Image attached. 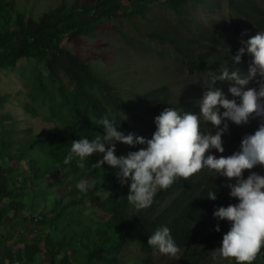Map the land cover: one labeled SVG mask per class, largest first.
I'll return each instance as SVG.
<instances>
[{
  "label": "trees",
  "instance_id": "1",
  "mask_svg": "<svg viewBox=\"0 0 264 264\" xmlns=\"http://www.w3.org/2000/svg\"><path fill=\"white\" fill-rule=\"evenodd\" d=\"M126 1L127 3H125V0H59L56 3H45L43 9L34 14V10L37 7L38 0H32L29 4L30 15L28 18H26V10L17 3V0H0V82L4 81L5 75H10L13 72L16 78L21 81L23 85L22 87H25L27 89V96L24 99L21 98V103L24 111L32 117H39L45 121L47 118L48 121L50 120L57 122L61 124L60 127L62 128H60L61 131L50 129L46 133L30 131L29 135L26 137H22L20 134H15L13 124H11L10 126L6 125V121H11L13 119L12 115L2 114V111L5 108V102L3 99V94L0 91V132L2 131L0 133V135H2L0 136V138H3V140L0 139V145L2 143L1 146H3V148L0 146V264L2 261V264H15L16 262V264H159L160 262L166 261L165 256H159L156 254V252L152 253L151 249L148 247L147 241L149 238V234L153 233L158 227L161 226L169 227L178 244H184L187 246L185 254L182 255L183 259L181 257L179 261L168 260V262H172L171 264H208L211 261V264H214L215 258L212 259V248L214 242L211 240L212 234H208L206 230V227L210 226L211 222L205 211L199 209L196 206L198 202L197 200H195V197L188 194L186 190L187 184L185 181H180V183L177 180L167 190H158L156 192L154 202L149 209L146 208L143 210H137L134 205L130 204L126 199L128 194V185L122 186L121 184H119L116 173L114 172L117 170L112 169L110 166L106 167L107 164L99 168L100 170L92 169V163H95L97 160H99L100 155L99 157H97L95 154L84 161V169L78 167V157H73L70 164L68 163L69 165H65L64 157H66L68 152L70 151L71 141L79 139L80 137H87L92 140L95 139L98 135L103 136V126L96 125L92 121H99L100 118L102 119L103 117H107L108 119L113 120L115 126L118 127V130L123 131L125 134L132 132L141 135L142 130H148L150 128L156 127L154 121H152V116L150 115L151 118L149 119V121H147V117L146 119H143V117H141L140 105L126 99V97L121 93L120 88L110 81L111 78L106 76L105 70H100L101 68L97 65L100 61L99 50H95V55L93 58H82L81 56L77 55L78 53H76L69 45L70 41L73 38H79L83 36L89 37L92 34L96 33L100 27H102L103 25H107L109 21L110 24L114 25V23H112L113 21H131L133 18L140 17V19H146V22H148V14L151 12L152 7L157 4H161L163 7H165L167 12H169L171 16L174 15L175 17L179 18V22L181 23V25H183L187 19H183L182 13L186 10L187 6L197 8L200 7V9H204L210 12L213 10L211 13L215 14L218 9L220 10V7L223 5V3H228L229 8L231 9L230 12L232 14V18L237 22L235 25V32L238 37L244 39L246 38V35H243L245 37L242 36L244 30L240 25V19L234 14L237 13L238 15H241L243 20H245V16L248 20L252 21L258 29H264V1L261 2V0H247L249 3L246 0H199V2L198 0ZM232 2L237 3L233 4ZM208 4H211V6L209 7ZM236 4H238V6ZM217 5L220 7H217ZM21 14H23L24 16ZM222 23L219 21L213 23V26H201L196 22L193 28L194 32L198 34V36L194 37L193 41H189L188 38L193 25L192 22H188V26L186 23L181 30H175L168 25H160V23H151L149 24L150 29L147 35L156 45L157 49L163 48L160 54L161 56H164L166 54L171 56L175 55L173 57H180L185 65L188 64V68L190 69V77H194L198 72L202 73L204 70V73L208 75L210 71H213L214 69L215 70L213 72H218V69L215 68V66L223 68L221 63H224V61H226L225 59L228 58V56L226 58L225 54H222L223 49H226V47L233 44V40L231 39L230 35L227 33H223L225 28L223 27ZM219 25H221L222 27ZM113 29L114 32H117V35H119L123 41L133 45L135 48L139 47L140 49L145 45V43H143L141 40H137L135 37L123 33L121 28H119L117 25H115ZM216 42L222 46V51H219V53L217 52L214 55L212 52L206 50V45H209L210 48L214 49L212 45ZM167 45L169 46L168 50L166 48ZM232 50V52H234L236 48L233 47ZM214 58L215 66L214 64H212L213 67H211L212 65L208 67L210 62H214V60H212ZM246 60H243L240 64H238V66L236 67L237 69L235 68L234 70H242V73L244 70L248 69L249 61ZM22 62H25V64L22 65ZM208 76L210 77V75ZM166 89L167 86H163L158 89H153L149 92H146L145 97H151L152 99H150L152 103L151 109L154 113L157 109V113L160 114V112L164 108L170 107V105L173 104V95L171 93H168V89ZM156 93H158V96ZM11 96L12 95H10L9 97ZM32 104L34 105V107L32 106ZM90 105L92 106L90 107ZM54 107H56L57 109ZM97 107L98 110H96ZM118 107H120V109ZM177 107L182 109H190L192 107V104L189 102L188 107L183 108V106L179 102H177ZM59 108L61 109L59 110ZM89 108H91V110ZM49 111L51 112V114ZM97 113L100 115H98ZM90 114H92V116H90ZM93 115L95 116L93 117ZM131 116L134 118H132ZM86 120L89 123H87ZM137 120L141 121L140 123L143 124V126H141L140 128L136 126L138 122ZM70 126L74 127V129L72 130ZM67 129H70V131H67ZM53 134L55 137L53 136ZM51 135L53 139L55 138L54 140H51V137H49ZM55 140L58 146L55 144ZM5 143H7L8 145ZM120 144L121 145L116 146V154L118 155H126L129 151L138 150L140 147H144V145L129 146L123 143ZM59 145L62 149L59 147ZM49 147L50 149H48ZM45 148L47 150H45ZM29 150L31 151V153H28L30 152ZM64 151H67V154H65ZM56 152L57 154H55ZM23 153H25L26 156ZM59 153L62 156V159L60 155V157L58 156ZM9 162L10 164H8ZM38 163H41L42 166H38ZM1 165L3 166L1 167ZM21 166L25 170H22ZM32 167L34 169L37 168V173L36 170L34 171ZM41 167L44 169H42ZM87 168L92 169L91 171H93V174L92 172L88 173V171L90 170H86V172L85 169ZM110 168L111 171H109ZM46 169L50 172L48 173ZM106 170L109 172H107ZM31 172L32 174H30ZM59 173L62 175L60 176ZM83 177H85L87 181L90 180L89 182L91 183H98L96 184L95 188L89 190L88 193L90 194L87 193L85 195L80 193L75 186L78 180L82 179ZM4 180L6 181V184ZM33 181H36V183ZM26 183L28 185H26ZM37 183L38 185H35ZM67 184L69 185V187ZM58 187L62 188L63 192L61 191V193L59 192V195H56L58 194L56 191V188ZM102 189L114 192H111L110 195L105 196V192ZM27 190L28 192L26 193ZM123 190L125 193L123 192ZM118 192L121 196L117 195ZM65 194L66 196L64 197ZM75 197H77V199ZM68 199L71 200V203L68 202ZM75 200L79 201H77L76 203ZM122 200L125 201L123 202ZM108 201L109 203H107ZM81 202L86 204H82ZM117 203L120 204L117 205ZM15 204L18 205L16 206ZM64 204L65 206L69 204L67 207L70 206L71 208L66 207L67 209H61L65 207ZM88 204L89 207H87ZM180 205L182 208L180 207ZM39 206L41 209L39 208L36 215L31 217L32 220H30V225H26L25 228H22L23 230H19L18 224L20 226V217L22 219V215L25 213L26 208L29 207L32 208V210H36V207L38 208ZM100 206L101 208H99ZM46 207L48 209H46ZM77 207L81 208L80 211L79 209H77ZM92 207L95 210L97 209V218H94L95 213L92 214L93 216L91 217V223H86L83 226L82 232L78 233L79 236H83V239H88V243L81 242L80 244L82 246H77L76 244V246H74V242L70 237H68V240L64 238V241L53 239L52 232L50 231L53 227H55L56 221L64 227H67L68 225V228L70 229L71 227H73V230L77 229L79 225L78 215H80V212L82 215L85 211L84 208H87L86 210H88V208L92 209ZM107 207L112 209L110 210ZM2 208H4V211L6 212H4ZM103 208L104 211L105 209L107 211L104 212ZM73 209H75V211ZM118 210H121V213ZM97 211L100 212L98 213ZM11 212L13 215L11 214ZM59 213H61V215ZM51 218H54V220ZM130 218H132V220ZM62 219H64V221ZM69 219H72L74 222ZM37 220L38 225L41 223L39 226L36 224ZM50 220H53L54 224H52V221ZM65 222L68 223L65 224ZM71 222H73V224L75 225H72ZM90 225L93 228H91ZM85 227H87L88 229L84 230ZM68 228H65V231L67 230L66 232H68ZM42 231L44 232L42 233ZM31 232H33V234ZM16 235L19 236L18 242L21 245L15 246L14 244L10 247L9 243L12 242V238ZM30 235L33 236L30 237ZM106 238H108L109 240ZM9 240L10 242H8ZM62 243L64 244V246H66L63 247ZM30 247H32V249ZM30 250H33L34 252H30ZM35 251H38L36 252L37 255L35 254ZM34 254L35 256H39L40 259L37 260ZM43 256L46 260L43 258ZM200 261L201 263H199ZM226 263L235 264V261L233 259H228L227 262H222V264ZM252 264H264V247H262L260 253L257 255Z\"/></svg>",
  "mask_w": 264,
  "mask_h": 264
},
{
  "label": "clouds",
  "instance_id": "2",
  "mask_svg": "<svg viewBox=\"0 0 264 264\" xmlns=\"http://www.w3.org/2000/svg\"><path fill=\"white\" fill-rule=\"evenodd\" d=\"M188 22L193 23L188 36L193 41L198 36L193 28L195 20L179 23V30ZM257 31L249 39L244 31L242 36L245 34L246 38L239 37L242 46L238 50L222 52L229 58L221 64L223 68L215 67L218 72L210 71L211 79L205 70L191 77L210 82L205 91L199 90L198 99L192 91L198 90L196 87L187 85L179 93L167 87L174 101L159 114L157 109L155 113L151 109V97L142 95L148 102L138 103L141 113L147 118L151 115L156 126L149 129L153 133L151 138L132 132L125 134L105 117L92 121L103 126V136L71 141L64 159L68 164L74 156L78 157V167L84 169V161L100 155L92 169L105 164L116 169L119 183L128 185L129 203L137 210L149 209L158 190H167L177 180L185 181L188 194L195 197L196 206L205 211L211 222L206 230L214 242L212 259H233L235 264H252L264 247V29ZM245 59L249 61L248 69L242 73L234 70ZM212 64L215 66V58L208 67ZM177 102L183 108L190 102L192 107L182 109ZM120 143L144 147L117 155L116 146ZM95 187L86 179L76 183L78 191L85 195ZM104 191L105 196L111 194ZM147 244L152 253L165 256L167 263L171 260L167 257L179 261L187 249L178 244L167 226L149 234Z\"/></svg>",
  "mask_w": 264,
  "mask_h": 264
},
{
  "label": "rangeland",
  "instance_id": "3",
  "mask_svg": "<svg viewBox=\"0 0 264 264\" xmlns=\"http://www.w3.org/2000/svg\"><path fill=\"white\" fill-rule=\"evenodd\" d=\"M31 1L32 0H17V3L23 9L26 10V18H28L30 15L29 14V4ZM58 1L59 0H38L37 7L34 10V14L41 11L45 3L47 2L56 3ZM125 3H127L126 0H125ZM228 6L229 5L227 3L226 5L225 3H223V5L221 6L222 9L220 8L219 10L220 12L217 11L215 14L210 13V11H207L204 9H200V8L198 9L197 7L187 6L186 10L182 13V17L183 19H188V20L193 19L201 26H207V25L213 26V23L215 22H219V21L224 22L223 27H225V30L223 33H228L229 35L233 34V35H230V37L234 43L226 47V49H223L225 50L223 51L224 53L230 54L232 52L231 49H233V47L237 48V50L241 47V43H240L241 40L238 39L239 37L237 36L235 32V25L237 22L235 21V19L231 18L232 14ZM227 15H229L230 18ZM234 15L240 19V25L242 26V28L244 27L243 29L247 35V39H249L251 36L255 35L258 32L257 27L253 25L254 23L252 21L248 19L247 20L249 22L246 19L243 20L242 16L238 15L237 13H235ZM148 18H149L148 22H146V19H140V17L133 18L131 21H127V20H124V21L119 20L118 22L113 21L112 23H114V25L110 24V21H109L107 25H103L102 27L99 28V30L96 33L92 34L89 37L83 36L79 38H73L70 41L69 46L72 47L73 50L76 53H78L77 55L81 56L82 58L84 57L93 58L95 55V50L96 49L99 50L100 61L97 65L101 68L100 70L104 69L106 76L111 78L110 81L114 85H117L120 88L121 93L124 96L128 97L131 101L140 103L141 105H147L148 99L142 98V95L144 93L149 92L153 89H158L163 86H167L171 92L179 93L183 91L187 85L189 87H196L198 89V90L196 89L192 90L195 94V97L196 95H198L196 97V99H198L200 95V91H205L207 88H209L210 82L207 79L203 81H199L201 77H196L194 80H192L193 78L188 77L190 73L188 64L185 65L182 62V59L180 57L175 58L168 54L161 56L160 54L163 48L157 49L156 45L147 35L150 29L149 24L151 23L153 24L160 23V25H164V26L168 25L174 29H179L180 19L175 17L174 15L171 16V14L167 12L165 7H163L161 4H157L152 7L151 12L148 14ZM115 25L121 28L123 33H126L129 36L135 37L137 40H141L143 43H145V45L139 49V47L135 48L133 45L126 43L125 41L121 39L119 35H117L114 32L113 29H111ZM187 25L189 24L187 23ZM248 33L250 34L249 36H248ZM216 43L212 45L213 47L215 46L214 50L212 51L213 53L214 52L217 53L218 51L222 50V46L219 43L217 44ZM168 47L169 46L167 45L166 47L167 50H168ZM206 50L207 51L209 50L211 52V48L209 45H206ZM246 54L247 53H245L244 56L248 57L251 60V56L249 54L247 55ZM21 64L23 65L25 64V62H22ZM172 64H175V65H172ZM189 80L191 81L189 82ZM120 81H123V82H120ZM22 86L23 85L21 81L16 78L13 72L10 75H5L4 81L0 82V91L3 94V99L5 102V108L3 109L2 114L3 115L11 114L13 117L11 121H6L7 122L6 125L10 126L11 124H13L14 133L20 134L22 137H26L27 133L29 135V131L46 133L50 129H56V131L59 130L60 128L59 123L54 122V121H48V120L45 121L39 117H32L24 111L22 107V103H21L22 102L21 98L24 99L27 96L26 95L27 89ZM225 93H226V89H225ZM10 95L12 96L9 97ZM144 115L145 113L142 112L141 117H143V119H146ZM149 119L150 118H147L148 121ZM136 126L140 128L142 124L140 122H137ZM141 133L146 138H151L153 134L149 129L142 130ZM58 190L59 192H61L62 188L56 189L57 192ZM39 208L40 206L36 210L35 209L32 210V208H26L25 214L22 215L23 218L20 221V226H18L19 230L22 228H25L24 226L26 225H30V220H31L30 217L36 215ZM84 213L80 216L78 215L79 217V225L77 228L78 231L77 230L73 231V228H71L70 230H68L70 232L66 233L65 227L56 221L55 223L56 226L53 227L51 231L53 239L63 240L67 234V236H69L70 238L72 237L71 238L72 241L76 243L77 245H81L80 243L82 241L84 243L86 242L88 243V239L87 240L81 239L82 238L81 236L79 238L78 233L82 232L83 226L85 225V223H89L91 221L92 219L91 217L93 216L92 214L96 213V211L95 210L84 211ZM83 215L86 217L85 220H84L85 217ZM96 215L97 214H94V218H97ZM75 233L77 234V236ZM75 239L76 241L78 240L79 241L76 242ZM18 240H19V236L16 235L15 237L12 238L13 242L9 243V246H12L14 244L15 246H20V243L18 244ZM182 252L183 250L181 249L179 252V255L182 254ZM43 258L45 259L44 256ZM167 258L173 260L170 257H167ZM36 259L38 260L40 259V257L36 256ZM222 261H223V258L219 260H215L214 264H222ZM159 264H171V262L167 263L164 261L162 263L160 262Z\"/></svg>",
  "mask_w": 264,
  "mask_h": 264
},
{
  "label": "bare ground",
  "instance_id": "4",
  "mask_svg": "<svg viewBox=\"0 0 264 264\" xmlns=\"http://www.w3.org/2000/svg\"><path fill=\"white\" fill-rule=\"evenodd\" d=\"M246 1H247V0H246ZM263 1H264V0H263ZM198 2H199V0H198ZM198 2H197V3H198ZM213 2H214V1H213ZM224 2H225V1H224ZM238 2H239V1H238ZM247 2H248V1H247ZM250 2H251V1H250ZM261 2H262V1H261ZM200 3H201V2H200ZM203 3H204V2H203ZM222 3H223V2H222ZM232 3H233V2H232ZM235 3H237V2H235ZM235 3H233V4H235ZM248 3H249V2H248ZM254 3H255V2H254ZM198 4H199V3H198ZM227 4H228V3H227ZM250 4H251V3H250ZM250 4H249V5H250ZM195 5H196V4H195ZM208 5H209V4H208ZM225 5H226V4H225ZM228 5H229V4H228ZM236 5L238 6V4H236ZM253 5H254V4H253ZM210 6H211V4L209 5V7H210ZM213 6H214V5H213ZM230 6H231V4H230ZM233 6H234V5H233ZM244 6H245V5H244ZM256 6H257V5H256ZM263 6H264V5H263ZM215 7H216V5H215ZM217 7H220V6L217 5ZM228 7H229V6H228ZM199 8H200V7H199ZM199 8H198V9H199ZM202 8H203V7H202ZM220 8H221V7H220ZM225 8H227V7H225ZM194 9H195V8H194ZM214 9H215V8H214ZM221 9H222V8H221ZM195 10H196V9H195ZM209 10H210V9H209ZM229 10H231V9H229ZM244 10H245V9H244ZM252 10H253V9H252ZM258 10H259V8H258ZM14 11H15V10H14ZM212 11H213V10H212ZM212 11H211V12H212ZM218 11H219V9H218ZM233 11H234V10H233ZM245 11H246V10H245ZM219 12H220V11H219ZM239 12H240V11H239ZM243 12H244V11H243ZM14 13H15V12H14ZM260 13H261V12H260ZM17 14H18V13H17ZM209 14H210V13H209ZM218 14H219V13H218ZM223 14H224V13H223ZM229 14H230V13H229ZM250 14H251V13H250ZM13 15H14V14H13ZM15 15H16V14H15ZM21 15H23V14H21ZM230 15H231V14H230ZM247 15H248V14H247ZM18 16H19V15H18ZM23 16H24V15H23ZM23 16H22V17H23ZM227 16H229V15H227ZM252 16H253V15H252ZM255 16H256V15H255ZM257 16H258V15H257ZM16 17H17V16H16ZM248 17H249V16H248ZM220 18H221V17H220ZM229 18H230V16H229ZM231 18H232V17H231ZM29 19H31V18H29ZM20 20H21V19H20ZM22 20H24V19H22ZM229 20H230V19H229ZM232 20H233V19H232ZM246 20H247V19H246ZM253 20H254V19H253ZM257 20H258V19H257ZM262 20H263V19H262ZM28 21H29V20H28ZM39 21H40V20H39ZM230 21H231V20H230ZM247 21H248V20H247ZM254 21H255V20H254ZM259 21H261V20H259ZM31 22H32V21H31ZM248 22H249V21H248ZM255 22H256V21H255ZM211 23H212V22H211ZM223 23H224V22H223ZM230 23H231V22H230ZM251 23H252V22H251ZM29 24H30V23H29ZM206 24H207V23H206ZM225 24H226V22H225ZM242 24H243V23H242ZM246 24H247V23H246ZM260 24H261V23H260ZM231 25H232V24H231ZM231 25H230V26H231ZM253 25H254V24H253ZM29 26H30V25H29ZM219 26H221V25H219ZM250 26H252V25H250ZM6 27H8V26H6ZM30 27H31V26H30ZM30 27H29V28H30ZM210 27H211V26H210ZM221 27H222V26H221ZM261 27H263V26H261ZM224 28H225V27H224ZM232 28H233V27H232ZM243 28H244V27H243ZM112 29H113V28H112ZM220 29H221V28H220ZM251 29H252V28H251ZM113 30H114V29H113ZM208 30H209V29H208ZM238 30H239V29H238ZM226 31H227V30H226ZM228 31H229V29H228ZM253 31H254V30H253ZM120 33H121V32H120ZM212 33H213V32H212ZM215 33H216V32H215ZM217 33H218V32H217ZM116 34H117V32H116ZM121 34H122V33H121ZM222 34H223V33H222ZM227 34H228V33H227ZM220 35H221V34H220ZM223 35H224V34H223ZM230 35H233V34H230ZM240 35H241V33H240ZM249 35H250V34L248 33V36H249ZM221 36H222V35H221ZM227 36H229V35H227ZM235 36H236V35H235ZM243 37H245V36H243ZM200 38H201V37H200ZM207 38H208V37H207ZM213 38H214V37H213ZM205 39H206V38H205ZM227 39H228V38H227ZM229 39H230V38H229ZM238 39H239V38H238ZM244 39H245V38H244ZM210 40H211V39H210ZM218 40H219V39H218ZM223 42H224V41H223ZM226 42H227V41H226ZM229 42H230V41H229ZM239 42H240V41H239ZM221 43H222V42H221ZM233 43H234V42H233ZM240 43H241V42H240ZM205 44H206V43H205ZM216 44H217V43H216ZM217 46H219V45H217ZM224 46H225V45H224ZM236 46H237V45H236ZM241 46H242V45H241ZM214 47H215V46H214ZM202 49H203V48H202ZM217 49H218V48H217ZM220 49H221V48H220ZM218 50H219V49H218ZM218 50H217V51H218ZM228 50H229V49H228ZM231 50H232V49H231ZM231 50H230V52H231ZM208 51H209V50H208ZM220 51H222V50H220ZM223 51H225V50H223ZM232 51H233V50H232ZM214 53H215V52H214ZM218 53H219V51H218ZM203 54H204V53H203ZM172 55H173V54H172ZM201 55H202V54H201ZM246 55H247V54H246ZM144 56H145V55H144ZM154 56H155V55H154ZM173 56H175V55H173ZM148 57H149V56H148ZM199 57H200V55H199ZM205 57H206V56H205ZM226 58H227V56H226ZM228 58H229V57H228ZM228 58H227V59H228ZM144 59H145V58H144ZM153 59H154V58H153ZM160 59H161V58H160ZM160 59H159V60H160ZM164 59H165V57H164ZM210 59H211V58H210ZM216 59H217V58H216ZM227 59H225V60H227ZM154 60H155V59H154ZM157 60H158V59H157ZM169 60H170V58H169ZM172 60H173V59H172ZM212 60H214V59H212ZM245 60H246V59H245ZM208 61H209V60H208ZM246 61H247V60H246ZM172 62H173V61H172ZM178 62H179V61H178ZM188 62H189V61H188ZM217 62H218V61H217ZM220 62H221V60H220ZM206 63H207V62H206ZM210 63H211V62H210ZM179 64H180V63H179ZM202 64H204V63H202ZM219 64H220V63H219ZM221 64H222V63H221ZM172 65H175V64H172ZM180 65H181V64H180ZM181 66H182V65H181ZM237 66H238V65H237ZM186 67H187V66H186ZM188 67H189V65H188ZM211 67H213V65H212ZM215 67H216V66H215ZM218 67H219V66H218ZM223 67H224V66H223ZM207 68H208V67H207ZM236 69H237V68H236ZM214 70H215V69H214ZM214 70H213V71H214ZM26 71H27V70H26ZM136 71H137V70H136ZM213 71H211V72H213ZM241 71H242V70H241ZM138 72H139V71H138ZM208 72H209V71H208ZM16 73H17V72H16ZM139 74H140V73H139ZM26 75H27V74H26ZM26 75H25V76H26ZM208 75H209V74H208ZM209 78H210V77H209ZM139 79H140V78H139ZM137 81H138V80H137ZM120 82H123V81H120ZM27 85H28V84H27ZM168 86H169V85H168ZM201 87H202V86H201ZM129 89H130V87H129ZM163 89H164V88H163ZM166 90H167V89H166ZM175 90H176V89H175ZM154 92H155V91H154ZM159 93H160V92H159ZM162 93H163V91H162ZM156 94H157V96H158V93H156ZM135 95H136V94H135ZM153 95H154V94H153ZM166 95H167V94H166ZM132 96H133V95H132ZM197 96H198V95H196V97H197ZM199 96H200V95H199ZM98 97H100V96H98ZM98 97H97V98H98ZM155 97H156V96H155ZM155 97H153V98H155ZM165 97H166V96H165ZM58 99H59V98H58ZM58 99H57V100H58ZM101 99H102V98H101ZM101 99H100V100H101ZM105 99H106V98H105ZM126 99H127V98H126ZM102 100H103V99H102ZM106 100H107V99H106ZM139 100H140V99H139ZM151 100H152V99H151ZM110 101H111V99H110ZM97 102H98V101H97ZM103 102H104V101H103ZM121 102H122V101H121ZM51 103H52V101H51ZM122 103H123V102H122ZM153 103H154V102H153ZM96 104H97V103H96ZM29 105H30V104H29ZM32 106L34 107L33 104H32ZM36 106H37V104H36ZM46 106H47V105H46ZM91 106H92V105H90V107H91ZM96 106H97V105H96ZM96 106H95V107H96ZM107 106H108V105H107ZM110 106H111V105H110ZM44 107H45V106H44ZM93 107H94V105H93ZM31 108H32V107H31ZM54 108H56V107H54ZM100 108H101V107H100ZM108 108H109V107H108ZM118 108L120 109V107H118ZM153 108H154V107H153ZM43 109H44V108H43ZM48 109H49V108H48ZM56 109H57V108H56ZM60 109H61V108H59V110H60ZM89 109L91 110V108H89ZM96 110H98V107H97ZM100 110H101V109H100ZM100 110H99V111H100ZM49 112H50V111H49ZM93 112H94V111H93ZM119 112H120V111H119ZM122 112H123V108H122ZM159 112H160V111H159ZM33 113H34V112H33ZM42 113H43V112H42ZM91 113H92V111H91ZM34 114H35V113H34ZM40 114H41V113H40ZM50 114H51V112H50ZM54 114H55V113H54ZM97 114H98V113H97ZM37 115H38V114H37ZM95 115H96V114H95ZM95 115H93V117H94ZM98 115H100V114H98ZM101 115H102V114H101ZM90 116H92V114H90ZM144 116H145V115H144ZM131 117H132V116H131ZM145 117H146V116H145ZM56 118H57V117H56ZM103 118H104V117H103ZM132 118H134V117H132ZM150 118H151V117H150ZM44 119H45V118H44ZM60 119H61V118H60ZM65 119H66V118H65ZM67 119H68V118H67ZM100 119H101V118H100ZM46 120H47V118H46ZM56 120H57V119H56ZM58 120H59V119H58ZM63 120H64V119H63ZM49 121H50V120H49ZM96 121H98V120H96ZM137 121H138V122H141V121H139V120H137ZM147 121H148V120H147ZM60 122H61V121H60ZM86 122L89 123L87 120H86ZM135 122H136V121H135ZM82 124H83V123H82ZM118 124H119V122H118ZM60 125H61V124H60ZM74 125H75V124H74ZM74 125H73V126H74ZM147 125H148V124H147ZM63 126H64V125H63ZM75 126H76V125H75ZM142 126H143V124H142ZM148 126H149V125H148ZM2 127H3V126H2ZM67 127H68V126H67ZM67 127H66V128H67ZM70 127H71V126H70ZM4 128H5V127H4ZM63 128H64V127H63ZM71 128H72V130L74 129V127H71ZM142 128H145V127H142ZM1 129H2V128H1ZM61 129H62V128H61ZM131 129H132V128H131ZM5 130H6V129H5ZM52 130H53V129H52ZM65 130H66V129H65ZM75 130H76V129H75ZM80 130H81V129H80ZM27 131H28V129H27ZM54 131H55V130H54ZM60 131H61V130H60ZM67 131H70V129H69V130L67 129ZM126 131H128V130H126ZM1 132H2V131H1ZM1 132H0V133H1ZM19 132H20V131H19ZM29 132H30V131H29ZM79 132H80V131H79ZM4 133H5V131H4ZM20 133H21V132H20ZM50 133H51V132H50ZM50 133H49V134H50ZM56 133H57V132H56ZM62 133H63V131H62ZM65 133H66V132H65ZM68 133H70V132H68ZM40 134H41V133H40ZM73 134H74V133H73ZM75 134H76V132H75ZM13 135H14V134H13ZM0 136H2V135H0ZM3 136H4V134H3ZM16 136H17V135H16ZM27 136H28V133H27ZM38 136H40V135H38ZM53 136H54V134H53ZM74 136H75V135H74ZM80 136H81V134H80ZM35 137H37V136H35ZM47 137H48V136H47ZM49 137H51V140L53 139V138H52V135L49 136ZM54 137H55V136H54ZM59 137H60V136H59ZM0 139L3 140V138H0ZM5 139H6V138H5ZM7 139H8V138H7ZM54 139H55V138H54ZM54 139H53V140H54ZM60 139H61V138H60ZM71 140H72V139H71ZM10 141H11V140H10ZM23 141H24V140H23ZM26 141H27V140H26ZM29 141H30V139H29ZM32 141H33V140H32ZM27 142H28V141H27ZM27 142H26V143H27ZM26 143H25V144H26ZM5 144H7V143H5ZM55 144H56V140H55ZM1 145H2V143H1ZM1 145H0V146H1ZM7 145H8V144H7ZM11 145H12V144H11ZM31 145H32V144H31ZM56 145L58 146V144H56ZM61 145H64V144H61ZM17 146H18V144H17ZM50 146H52V145H50ZM57 146H56V148H57ZM1 147L3 148V146H1ZM40 147H41V146H40ZM59 147H60V145H59ZM122 147H123V146H122ZM128 147H129V146H128ZM42 148H43V147H42ZM60 148H61V147H60ZM136 148H137V147H136ZM38 149H39V148H38ZM48 149H50V147H49ZM61 149H62V148H61ZM126 149H128V148H126ZM132 149H133V148H132ZM23 150H24V149H23ZM23 150H22V151H23ZM45 150H47V149L45 148ZM59 150H60V149H59ZM123 150H124V149H123ZM129 150H130V149H129ZM25 151H26V150H25ZM29 151H30V150H29ZM43 151H44V150H43ZM62 151H63V150H62ZM121 151H122V150H121ZM126 151H127V150H126ZM126 151H125V152H126ZM52 152H53V151H52ZM64 152H65V151H64ZM66 152H67V151H66ZM66 152H65V154H67ZM26 153H27V152H26ZM28 153H31V151L28 152ZM28 153H27V154H28ZM42 153H43V152H42ZM62 153H63V152H62ZM127 153H128V152H127ZM23 154L25 155V153H23ZM55 154H57V152H56ZM55 154H54V155H55ZM65 154H64V155H65ZM24 155H21V156H24ZM30 155H31V154H30ZM46 155H47V154H46ZM59 155H60V153L58 154V156H59ZM117 155H118V154H117ZM19 156H20V155H19ZM25 156H26V155H25ZM28 156H29V155H28ZM49 156H50V155H49ZM51 156H53V155H51ZM55 156H56V155H55ZM60 156H61V155H60ZM60 156H59V157H60ZM39 157H40V156H39ZM74 157H75V156H74ZM13 158H14V157H13ZM13 158H12V159H13ZM15 158H16V156H15ZM19 158H20V157H19ZM37 158H38V157H37ZM57 158H58V157H57ZM64 158H65V157H64ZM12 159H11V161H12ZM17 159H18V158H17ZM26 159H27V157H26ZM32 159H33V158H32ZM59 159H60V158H59ZM61 159H62V156H61ZM77 159H78V158H77ZM15 160H16V159H15ZM35 160H36V158H35ZM39 160H40V158H39ZM54 160H55V159H54ZM57 160H58V159H57ZM94 160H95V159H94ZM0 161H1V160H0ZM29 161H30V160H29ZM29 161H28V162H29ZM33 161H34V160H33ZM95 161H96V160H95ZM35 162H36V161H35ZM42 162H43V161H42ZM42 162H41V163H42ZM89 162H90V161H89ZM91 162H92V161H91ZM93 162H94V161H93ZM20 163H21V162H20ZM33 163H34V162H33ZM41 163H40V164L38 163V164H39L38 166H40ZM45 163H46V162H45ZM60 163H61V162H60ZM0 164H1V163H0ZM8 164H10V162H9ZM13 164H14V163H13ZM13 164H12V165H13ZM16 164H17V163H16ZM43 164H44V163H43ZM69 164H70V163H69ZM69 164H68V165H69ZM92 164H94V163H92ZM14 165H15V164H14ZM17 165H18V164H17ZM19 165H20V164H19ZM26 165H27V164H26ZM65 165H66V164H65ZM2 166H3V165H1V167H2ZM31 166H32V165H31ZM36 166H37V165H36ZM41 166H42V165H41ZM61 166H62V165H61ZM72 166H74V165H72ZM103 166H105V165H103ZM43 167H44V166H43ZM47 167H48V166H47ZM106 167H108V165H107ZM4 168H6V167H4ZM21 168H22V166H21ZM27 168H28V167H27ZM32 168H33V167H32ZM32 168H31V169H32ZM41 168H42V167H41ZM44 168H45V167H44ZM44 168H42V169H44ZM71 168H72V167H71ZM12 169H13V168H12ZM19 169H20V168H19ZM33 169H34V168H33ZM38 169H39V168H38ZM47 169H48V168H47ZM47 169H46V170H47ZM64 169H65V168H64ZM98 169H99V168H98ZM10 170H11V169H10ZM22 170H25V169L22 168ZM26 170H27V169H26ZM35 170H36V173H37V168L34 169V171H35ZM39 170H40V169H39ZM39 170H38V171H39ZM53 170H54V169H53ZM86 170H90V171H88V173H89V172H92V174H93V171H91L92 169H88V168H87V169H85V171H86ZM99 170H100V169H99ZM107 170H108V169H107ZM107 170H106V171H107ZM114 170H116V169H114ZM5 171H6V170H5ZM7 171H8V170H7ZM11 171H12V170H11ZM47 171H48V170H47ZM109 171H111V168H110ZM109 171H107V172H109ZM8 172H9V171H8ZM20 172H21V171H20ZM22 172H23V171H22ZM25 172H26V171H25ZM49 172H50V171H48V173H49ZM63 172H64V171H63ZM86 172H87V171H86ZM95 172H96V171H95ZM99 172H100V171H99ZM114 172L116 173V171H114ZM11 173H12V172H11ZM46 173H47V172H46ZM51 173H52V172H51ZM54 173H55V172H54ZM83 173H84V172H83ZM111 173H112V172H111ZM4 174H5V173H4ZM13 174H14V173H13ZM13 174H12V175H13ZM25 174H26V173H25ZM30 174H32V172H31ZM52 174H53V173H52ZM59 174H60V173H59ZM59 174H58V175H59ZM15 175H16V173H15ZM26 175H27V174H26ZM34 175H36V174H34ZM50 175H51V174H50ZM61 175H62V174H60V176H61ZM70 175H71V174H70ZM74 175H75V173H74ZM88 175H89V174H88ZM19 176H21V175H19ZM22 176H23V175H22ZM37 176H38V175H37ZM41 176H42V175H41ZM46 176H47V174H46ZM51 176H52V175H51ZM54 176H55V174H54ZM56 176H57V175H56ZM98 176H99V175H98ZM17 177H18V176H17ZM27 177H28V176H27ZM31 177H32V176H31ZM44 177H45V176H44ZM52 177H53V176H52ZM80 177H81V176H80ZM91 177H92V176H91ZM93 177H94V176H93ZM35 178H37V177H35ZM46 178H47V177H46ZM56 178H57V177H56ZM62 178H63V176H62ZM83 178H85V177H83ZM83 178H82V179H83ZM114 178H115V177H114ZM10 179H11V178H10ZM24 179H25V177H24ZM24 179H23V180H24ZM31 179H32V178H31ZM40 179H42V178H40ZM90 179H91V178H90ZM94 179H95V178H94ZM96 179H97V178H96ZM5 180H6V179H5ZM5 180H4V181H5ZM16 180H17V179H16ZM34 180H35V179H34ZM49 180H50V179H49ZM53 180H54V178H53ZM57 180H58V179H57ZM62 180H63V179H62ZM115 180H117V179H115ZM14 181H15V180H14ZM19 181H20V180H19ZM78 181H79V180H78ZM89 181H90V180H89ZM89 181H88V182H89ZM8 182H10V181H8ZM17 182H18V181H17ZM17 182H15V183H17ZM27 182H28V181H27ZM33 182L36 183V181H33ZM58 182H59V181H58ZM114 182H115V181H114ZM19 183H20V182H19ZM21 183H22V182H21ZM41 183H42V182H41ZM51 183H53V182H51ZM65 183H66V182H65ZM89 183H91V182H89ZM99 183H101V182H99ZM111 183H112V182H111ZM116 183H118V182H116ZM180 183H181V182H180ZM5 184H6V181H5ZM49 184H50V183H49ZM58 184H60V183H58ZM63 184H64V183H63ZM68 184H69V183H68ZM68 184H67V185H68ZM96 184H98V183H96ZM96 184H95V185H96ZM102 184H103V183H102ZM119 184H120V183H119ZM13 185H14V184H13ZM26 185H28V184L26 183ZM32 185H33V184H32ZM32 185H31V186H32ZM35 185H38V183L35 184ZM40 185H41V184H40ZM46 185H47V184H46ZM103 185H104V184H103ZM49 186H50V185H49ZM56 186H57V185H56ZM75 186H76V184H75ZM101 186H102V185H101ZM14 187H15V186H14ZM27 187H28V186H27ZM54 187H55V186H54ZM68 187H69V185H68ZM98 187H99V186H98ZM111 187H112V186H111ZM115 187H116V186H115ZM15 188H16V187H15ZM28 188H29V187H28ZM28 188H27V189H28ZM40 188H41V187H40ZM58 188H59V187H58ZM58 188H56V189H58ZM116 188H117V187H116ZM116 188H115V189H116ZM21 189H22V188H21ZM21 189H20V190H21ZM105 189H106V188H105ZM105 189H104V190H105ZM109 189H110V188H109ZM113 189H114V188H113ZM123 189H125V188H123ZM20 190H19V191H20ZM60 190H61V189H60ZM69 190H70V189H69ZM102 190H103V189H102ZM104 190H103V191H104ZM106 190H107V189H106ZM22 191H23V190H22ZM54 191H55V190H54ZM64 191H65V190H64ZM66 191H68V190H66ZM76 191H77V190H76ZM94 191H95V189H94ZM120 191H121V190H120ZM173 191H174V190H173ZM27 192H28V190L26 191V193H27ZM42 192H43V191H42ZM58 192H59V190H58ZM58 192H57V193H58ZM62 192H63V191H62ZM101 192H102V191H101ZM104 192H105V191H104ZM111 192H114V191H111ZM123 192H124V190H123ZM162 192H163V191H162ZM176 192H177V191H176ZM13 193H14V192H13ZM29 193H30V192H29ZM29 193H28V194H29ZM37 193H38V192H37ZM60 193H61V192H60ZM72 193H73V192H72ZM95 193H97V192H95ZM124 193H125V192H124ZM52 194H53V193H52ZM88 194H90V193H88ZM115 194H117V193H115ZM120 194H121V193H120ZM21 195H22V194H21ZM23 195H24V194H23ZM39 195H40V193H39ZM39 195H38V196H39ZM41 195H42V194H41ZM49 195H51V194H49ZM56 195H59V193L56 194ZM62 195H63V194H62ZM95 195H96V194H95ZM117 195H118V196H121V195H119V192H118ZM117 195H116V196H117ZM174 195H175V194H174ZM26 196H27V195H26ZM52 196H53V195H52ZM65 196H66V194L64 195V197H65ZM92 196H93V195H92ZM96 196H97V195H96ZM29 197H30V196H29ZM54 197H55V196H54ZM57 197H58V196H57ZM60 197H61V196H60ZM62 197H63V196H62ZM97 197H98V196H97ZM125 197H126V196H125ZM48 198H49V197H48ZM73 198H74V197H73ZM75 198L77 199V197H75ZM93 198H94V197H93ZM113 198H114V197H113ZM121 198H122V197H121ZM154 198H155V197H154ZM158 198H159V197H158ZM164 198H165V197H164ZM69 199H70V198H69ZM69 199H68V200H69ZM126 199H127V197H126ZM49 200H50V199H49ZM93 200H94V199H93ZM106 200H107V199H106ZM118 200H119V199H118ZM127 200H128V199H127ZM181 200H182V199H181ZM72 201H73V200H72ZM75 201H76V200H75ZM75 201H74V202H75ZM77 201H79V200H77ZM77 201H76V203H77ZM80 201H82V200H80ZM83 201H84V199H83ZM88 201H89V200H88ZM103 201H104V199H103ZM122 201H123V200H122ZM122 201H121V202H122ZM124 201H125V200H124ZM124 201H123V202H124ZM22 202H23V201H22ZM53 202H54V201H53ZM63 202H66V201H63ZM68 202L71 203V200H69ZM74 202H72V203H74ZM85 202H86V201H85ZM112 202H113V201H112ZM123 202H122V203H123ZM158 202H159V201H158ZM158 202H157V203H158ZM20 203H21V202H20ZM44 203H45V202H44ZM46 203H47V202H46ZM61 203H62V202H61ZM81 203H82V202H81ZM87 203H88V202H87ZM105 203H106V202H105ZM107 203H109V201H108ZM113 203H114V202H113ZM7 204H9V203H7ZM27 204H28V203H27ZM27 204H26V205H27ZM59 204H60V203H59ZM62 204H63V203H62ZM82 204H86V203H82ZM102 204H103V203H102ZM119 204H120V203H119ZM119 204L117 203V205H119ZM164 204H165V203H164ZM10 205H11V204H10ZM15 205L17 206L18 204H15ZM20 205H21V204H20ZM28 205H29V204H28ZM33 205H34V204H33ZM54 205H56V204H54ZM68 205H69V204H68ZM68 205H67V206H68ZM76 205H77V204H76ZM93 205H94V204H93ZM97 205H98V204H97ZM110 205H111V203H110ZM112 205H114V204H112ZM115 205H116V203H115ZM123 205H124V204H123ZM6 206H7V205H6ZM8 206H9V205H8ZM13 206H14V205H13ZM31 206H32V205H31ZM31 206H30V207H31ZM43 206H44V205H43ZM43 206H42V207H43ZM64 206H65V204H64ZM67 206H65L64 208H61V209H67V208L70 207V206H69V207H67ZM77 206H78V205H77ZM106 206H107V205H106ZM121 206H122V205H121ZM57 207H58V206H57ZM66 207H67V208H66ZM73 207H74V206H73ZM73 207H72V208H73ZM79 207H80V206H79ZM103 207H104V206H103ZM109 207H110V206H109ZM119 207H120V206H119ZM172 207H173V206H172ZM178 207H179V205H178ZM180 207H181V205H180ZM12 208H13V207H12ZM24 208H25V206H24ZM27 208H29V207H27ZM70 208H71V207H70ZM94 208H95V207H94ZM99 208H101V206H100ZM107 208H108V207H107ZM114 208H115V207H114ZM116 208H117V207H116ZM124 208H125V207H124ZM128 208H130V207H128ZM160 208H161V207H160ZM181 208H182V207H181ZM2 209H3V211H4V208H2ZM7 209H8V208H7ZM9 209H10V208H9ZM18 209H19V208H18ZM22 209H23V208H22ZM36 209H37V207H36ZM40 209H41V208H40ZM46 209H48V208L46 207ZM56 209H57V208H56ZM56 209H55V211H56ZM58 209H60V208H58ZM77 209H78V207H77ZM79 209H80V208H79ZM86 209H87V208H86ZM92 209H93V207H92ZM108 209H110V208H108ZM111 209H112V208H111ZM111 209H110V210H111ZM152 209H154V208H152ZM158 209H159V208H158ZM29 210H31V209H29ZM49 210H50V209H49ZM73 210L75 211V209H73ZM96 210H97V209H96ZM96 210H95V211H96ZM128 210H129V209H128ZM182 210H183V209H182ZM9 211H10V210H9ZM11 211H12V210H11ZM45 211H46V210H45ZM58 211H59V210H58ZM79 211H80V210H79ZM83 211H84V210H83ZM103 211H104V208H103ZM105 211H107V210L105 209ZM105 211H104V212H105ZM116 211H117V210H116ZM118 211H119V210H118ZM120 211H121V210H120ZM120 211H119V212H120ZM150 211H151V210H150ZM183 211H184V210H183ZM4 212H6V211H4ZM7 212H8V211H7ZM16 212H17V210H16ZM64 212H65V211H64ZM97 212H98V211H97ZM99 212H100V211H99ZM99 212H98V213H99ZM119 212H118V213H119ZM147 212H149V211H147ZM186 212H187V211H186ZM8 213H9V212H8ZM55 213H56V212H55ZM65 213H66V212H65ZM118 213H117V214H118ZM120 213H121V212H120ZM120 213H119V214H120ZM11 214H12V212H11ZM24 214H25V213H24ZM30 214H31V213H30ZM53 214H54V213H53ZM59 214L61 215V213H59ZM63 214H64V213H63ZM71 214H72V213H71ZM101 214H102V213H101ZM119 214H118V215H119ZM136 214H137V213H136ZM12 215H13V214H12ZM12 215H11V216H12ZM51 215H52V213H51ZM69 215H70V214H69ZM69 215H68V216H69ZM80 215H81V212H80ZM80 215H79V216H80ZM84 215H85V213H84ZM84 215H83V216H84ZM98 215H99V214H98ZM9 216H10V215H9ZM41 216H42V215H41ZM65 216H66V215H65ZM65 216H64V218H65ZM74 216H75V215H74ZM99 216H100V215H99ZM128 216H129V215H128ZM37 217H38V216H37ZM66 217H67V216H66ZM84 217H85V216H84ZM87 217H88V216H87ZM96 217H97V215H96ZM115 217H117V216H115ZM22 218H23V217H22ZM24 218H25V217H24ZM30 218H31V217H30ZM35 218H36V217H35ZM48 218H49V217H48ZM48 218H47V219H48ZM55 218H56V217H55ZM62 218H63V216H62ZM81 218H82V216H81ZM136 218H138V217H136ZM51 219L54 220V218H51ZM60 219H61V217H60ZM72 219H73V218H72ZM72 219H69V220H72ZM85 219H86V217L84 218V220H85ZM99 219H100V218H99ZM99 219H98V220H99ZM113 219H114V217H113ZM130 219L132 220V218H130ZM21 220H22V219H21V217H20V221H21ZM31 220H32V219H31ZM53 220H50V221H52V224H54ZM62 220L64 221V219H62ZM67 220H68V218H67ZM73 220H74V219H73ZM73 220H72V221H73ZM82 220H83V219H82ZM89 220H90V219H89ZM95 220H96V219H95ZM18 221H19V220H18ZM93 221H94V220H93ZM138 221H139V219H138ZM37 222H38V220L36 221V224H37ZM48 222H49V221H48ZM73 222H74V221H73ZM73 222H71L72 225H75V224H73ZM81 222H82V221H81ZM86 222H87V220H86ZM110 222H111V220H110ZM147 222H148V221H147ZM18 223H19V222H18ZM21 223H22V222H21ZM39 223H40V222H39ZM43 223H44V222H43ZM67 223H68V222H65V224H67ZM76 223H77V222H76ZM90 223H91V222H90ZM139 223H140V222H139ZM149 223H150V222H149ZM40 224H41V223H40ZM40 224H39V225H40ZM45 224H46V223H45ZM50 224H51V223H50ZM65 224H64V225H65ZM69 224H70V223H69ZM85 224H86V223H85ZM87 224H88V223H87ZM95 224H96V223H95ZM142 224H143V223H142ZM21 225H22V224H21ZM37 225H38V224H37ZM39 225H38V226H39ZM46 225H47V224H46ZM48 225H49V224H48ZM18 226H19V224H18ZM32 226H33V225H32ZM43 226H44V225H43ZM55 226H56V225H55ZM86 226H87V225H86ZM97 226H98V225H97ZM150 226H151V225H150ZM173 226H174V225H173ZM24 227H25V226H24ZM45 227H46V226H45ZM76 227H77V226H76ZM90 227L93 228L91 225H90ZM138 227H139V226H138ZM138 227H135V228H138ZM8 228H9V227H8ZM10 228H11V227H10ZM15 228H16V227H15ZM65 228H68V225H67V227L65 226ZM71 228H73V227H71ZM144 228H145V227H144ZM151 228H152V227H151ZM43 229H44V228H43ZM52 229H53V228H52ZM52 229H51V231H52ZM85 229H88V228L85 227L84 230H85ZM139 229H140V228H139ZM139 229H137V230H139ZM8 230H9V229H8ZM22 230H23V229H22ZM44 230H45V229H44ZM68 230H70V228H68ZM74 230L76 231L77 229H74ZM74 230H73V231H74ZM94 230H95V229H94ZM148 230H149V229H148ZM12 231H13V230H12ZM16 231H17V230H16ZM31 231H32V230H31ZM51 231H50V232H51ZM54 231H55V230H54ZM62 231H64V230H62ZM66 231H67V230H66ZM66 231H65V232H66ZM73 231H72V232H73ZM77 231H78V230H77ZM153 231H154V230H153ZM37 232H38V231H37ZM43 232H44V231H42V233H43ZM68 232H70V231H68ZM80 232H81V231H80ZM9 233H10V232H9ZM11 233H12V232H11ZM31 233L33 234V232H31ZM34 233H35V232H34ZM54 233H55V232H54ZM66 233H67V232H66ZM76 233H78V232H76ZM76 233H75V234H76ZM84 233H85V232H84ZM132 233H133V228H132ZM134 233H135V232H134ZM149 233H150V231H149ZM13 234H14V233H13ZM24 234H25V233H24ZM39 234H40V233H39ZM49 234H50V233H49ZM49 234H48V235H49ZM75 234H73V235H75ZM82 234H83V233H82ZM137 234H138V231H137ZM26 235H27V234H26ZM34 235H35V234H34ZM36 235H37V234H36ZM83 235H84V234H83ZM143 235H144V234H143ZM13 236H14V235H13ZM31 236H33V235H30V237H31ZM37 236H38V235H37ZM59 236H60V235H59ZM76 236H77V234H76ZM131 236H132V235H131ZM134 236H136V235H134ZM1 237H2V236H1ZM24 237H25V236H24ZM45 237H46V236H45ZM48 237H49V236H48ZM68 237H69V236H67V234H66V237H65V238H66L67 240H68ZM147 237H148V236H147ZM32 238H33V237H32ZM41 238H44V237H41ZM71 238H72V237H71ZM74 238H75V237H74ZM79 238H80V236H79ZM135 238H136V237H135ZM2 239H3V238H2ZM29 239H30V238H29ZM34 239H35V238H34ZM37 239H38V238H37ZM81 239H83V236H82ZM106 239H108V238H106ZM69 240H71V239H69ZM86 240H87V239H86ZM108 240H109V239H108ZM63 241H64V240H63ZM75 241H76V239H75ZM78 241H79V240H78ZM78 241H76V242H78ZM1 242H2V241H1ZM8 242H10V240H9ZM12 242H13V241H12ZM25 242H26V241H25ZM82 242H83V241H82ZM88 242H89V241H88ZM129 242H130V241H129ZM18 243H19V242H18ZM21 243H22V242H21ZM43 243H44V242H43ZM86 243H87V242H86ZM93 243H94V242H93ZM95 243H97V242H95ZM140 243H141V242H140ZM54 244H55V243H54ZM62 244H63V243H62ZM69 244H71V243H69ZM75 244H76V243H74V246L77 245V244H76V245H75ZM4 245H5V244H4ZM20 245H21V244H20ZM26 245H27V244H26ZM30 245H31V244H30ZM57 245H58V244H57ZM59 245H60V244H59ZM93 245H94V244H93ZM126 245H127V244H126ZM139 245H140V244H139ZM27 246H28V245H27ZM35 246H37V245H35ZM65 246H66V245H65ZM65 246H64V244H63V247H65ZM77 246H79V245H77ZM81 246H82V245H81ZM83 246H84V245H83ZM87 246H88V245H87ZM10 247H11V246H10ZM32 247H33V246H32ZM32 247H30V248L32 249ZM58 247H59V246H58ZM69 247H70V246H69ZM133 247H134V246H133ZM23 248H24V247H23ZM40 248H42V247H40ZM60 248H61V247H60ZM75 248H77V247H75ZM6 249H7V248H6ZM8 249H9V248H8ZM46 249H47V248H46ZM73 249H74V248H73ZM132 249H133V248H132ZM20 250H21V249H20ZM28 250H29V249H28ZM39 250H41V249H39ZM49 250H50V249H49ZM49 250H47V251H49ZM53 250H54V249H53ZM60 250H61V249H60ZM87 250H88V249H87ZM0 251H1V248H0ZM2 251H3V249H2ZM6 251H7V250H6ZM125 251H126V250H125ZM134 251H135V250H134ZM24 252H25V251H24ZM30 252L33 253L34 251H33V250H30ZM36 252H38V251H35V254H36ZM189 252H190V251H189ZM5 253H7V252H5ZM11 253H12V251H11ZM21 253H22V251H21ZM18 254H19V252H18ZM35 254H34V256H35ZM130 254H131V253H130ZM184 254H185V253H184ZM188 254H189V253H188ZM188 254H187V255H188ZM7 255H8V254H7ZM7 255H6V256H7ZM20 255H21V254H20ZM24 255H25V254H24ZM32 255H33V254H32ZM36 255H37V254H36ZM50 255H51V254H50ZM124 255H125V254H124ZM118 256H119V255H118ZM159 256H160V255H159ZM185 256H186V255H185ZM3 257H4V256H3ZM35 257H36V256H35ZM186 257H187V256H186ZM196 257H197V256H196ZM49 258H50V257H49ZM41 259H42V258H41ZM182 259H183V257H182ZM198 259H199V258H198ZM45 260H46V259H45ZM149 260H150V259H149ZM193 260H194V259H193ZM231 260H232V259H231ZM4 262H5V260H4ZM22 262H24V261H22ZM46 262H47V261H46ZM169 262H170V261H169ZM181 262H182V261H181ZM192 262H193V261H192ZM2 263H3V261L1 262V264H2ZM16 263H17V262H16ZM16 263H15V264H16ZM18 263H19V262H18ZM39 263H40V261H39ZM161 263H162V262H161ZM183 263H184V262H183ZM199 263H201V261H200ZM4 264H5V263H4ZM147 264H148V263H147ZM195 264H196V263H195ZM226 264H227V263H226Z\"/></svg>",
  "mask_w": 264,
  "mask_h": 264
}]
</instances>
